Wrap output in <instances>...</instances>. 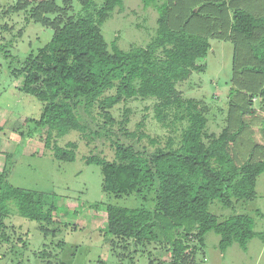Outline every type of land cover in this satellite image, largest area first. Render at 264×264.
Returning a JSON list of instances; mask_svg holds the SVG:
<instances>
[{
    "label": "trees",
    "instance_id": "trees-1",
    "mask_svg": "<svg viewBox=\"0 0 264 264\" xmlns=\"http://www.w3.org/2000/svg\"><path fill=\"white\" fill-rule=\"evenodd\" d=\"M79 1L84 10L96 7L97 1L100 7H94V14L76 16L69 13L70 0H64L61 7L54 0H37L26 17V21L54 30L44 46L27 54L12 70L22 77L23 93L41 103L40 116L25 119L32 124L29 131L46 128L45 145H50L53 136L71 130L88 142L108 141L112 160L95 154L84 158L86 163L100 165L102 191L115 196L148 193L151 209L104 206V230L113 236L112 250L120 261H124L129 241L134 245L162 241L171 248L170 264H198L199 244L209 231L219 235L221 251L233 242L246 250L256 236L252 216L234 212L220 218L211 206L215 202L232 209L239 201L256 197V180L264 172V145L252 144L240 158L237 143L250 125L240 119L233 131L208 132L204 104L184 97L177 84L203 68L197 59L210 49L209 38L227 40L234 46L233 84L239 87L229 95L240 94L244 101L237 107L240 114L252 113L248 105L253 97L264 105V0H142L144 6L156 8L155 34L147 45L128 50L113 42L109 48L100 29L122 0ZM27 5L18 2L13 9ZM240 75L242 80L237 78ZM132 98L154 99L156 119L170 127L172 134L180 130L178 136L169 135L160 143L144 131L142 122L128 131L129 109L119 120L111 109ZM75 148V142L64 148L54 146L53 156L72 161ZM7 161L5 156L0 171V231L2 218L9 212L6 202L14 198L25 218L40 222L38 229L44 236H54L58 228L50 229L44 223H56V204L50 202L45 210V193L9 184ZM91 204L98 208L97 203ZM5 235L0 232V241L9 239ZM118 246L120 251L115 250Z\"/></svg>",
    "mask_w": 264,
    "mask_h": 264
},
{
    "label": "rangeland",
    "instance_id": "rangeland-1",
    "mask_svg": "<svg viewBox=\"0 0 264 264\" xmlns=\"http://www.w3.org/2000/svg\"><path fill=\"white\" fill-rule=\"evenodd\" d=\"M63 1L54 0L59 7L63 6ZM70 1V14H94L95 6L84 10L79 0ZM18 2H27V8L13 9ZM36 2L0 0V171L5 156H8L7 182L26 191L45 193L47 197L42 208L46 210L50 202L56 204L57 208L53 212L56 223L44 225L58 230L54 236H44L38 229L40 222L25 218L19 212L17 201L10 198L6 202L9 212L2 218L1 228L9 239L0 241V264H98V261L120 264L122 261L112 250L113 236L104 230V206L113 204L151 209L153 201L148 193L145 196L134 193L115 196L102 191L100 165L86 163L84 158L95 154L112 160L114 154L108 141L88 142L78 131L71 130L62 136H53L50 145H45L43 138L46 128L35 133L29 131L32 124L25 119H37L41 113V103L23 93L22 77H16L12 70L27 54H34L44 46L54 33L51 27L26 21L30 8ZM97 3L96 7L99 8L100 1ZM46 16L51 19L55 17L54 14ZM157 16L153 5L144 6L142 0H122V4L101 24V33L109 48L112 42L123 50L143 47L155 34ZM209 43L210 49L197 59V64L203 65V68L193 70L191 76L177 86L184 97L200 100L204 104L208 132L219 133L223 128L233 131L240 119L250 125L237 143L241 158V154L252 144L264 145V105L260 106L257 97H253L248 105L252 113L240 114L237 107L244 103L240 94L232 92L229 95V91L237 87L233 84L236 79L233 70L234 46L230 41L215 38H209ZM246 54L249 55L248 52ZM237 78L242 80L241 75ZM109 93L112 90L105 94ZM246 99L249 100L247 95ZM154 102L152 98H132L113 107L111 114L115 120H119L124 110L129 109L128 131L135 130L137 124L142 122L144 131L160 140V143L169 135L177 137L180 130H174L172 134L170 127L163 126L156 119ZM68 142L76 143L74 160L54 158L53 147L64 148ZM143 143L150 145L147 139H143ZM255 191L253 200L239 201L232 209L221 208L215 202L211 206V210L220 218L234 212L252 216L256 236L248 241L246 250L233 242L221 251L218 248L219 235L209 231L199 244L200 249L195 257L198 264H264V172L257 177ZM91 203H97L98 208ZM59 241H63L64 245L58 246ZM119 247L115 250L120 251ZM41 251L47 255H41ZM124 251V264H170L171 248L162 241L145 245H134L129 241Z\"/></svg>",
    "mask_w": 264,
    "mask_h": 264
}]
</instances>
